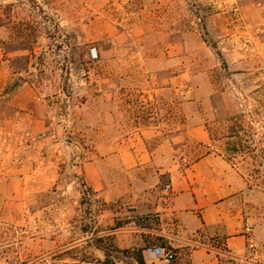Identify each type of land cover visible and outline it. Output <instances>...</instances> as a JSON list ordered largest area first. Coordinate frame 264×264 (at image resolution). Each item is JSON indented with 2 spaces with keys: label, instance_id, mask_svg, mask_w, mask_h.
<instances>
[{
  "label": "rangeland",
  "instance_id": "1",
  "mask_svg": "<svg viewBox=\"0 0 264 264\" xmlns=\"http://www.w3.org/2000/svg\"><path fill=\"white\" fill-rule=\"evenodd\" d=\"M9 2L37 38L32 54L0 60V264H137L139 249L147 257L161 243L138 245L139 217L93 198L83 164L110 150L122 133L116 119L123 132L165 119L174 135L200 99L216 107L205 110L210 135L233 124L225 115H241L229 140L244 153L231 161L264 255V0H0ZM11 31L0 30L7 49L20 46ZM183 143L173 159L203 150Z\"/></svg>",
  "mask_w": 264,
  "mask_h": 264
},
{
  "label": "crops",
  "instance_id": "2",
  "mask_svg": "<svg viewBox=\"0 0 264 264\" xmlns=\"http://www.w3.org/2000/svg\"><path fill=\"white\" fill-rule=\"evenodd\" d=\"M257 51L264 56V42ZM208 109L216 107L200 99L199 113L187 115L174 135L165 119L147 126L133 121L126 132L117 131L121 123L116 119V132L122 133L110 150L83 164L91 196L129 208L135 218L144 215L148 222L137 220L134 228L138 245L158 241L171 246L176 250L174 264H228L225 253L238 255L245 243L241 229L246 179L211 139L205 124ZM183 141L203 149L193 159L181 157L184 163L173 159V151L186 153ZM142 252L146 263L152 261Z\"/></svg>",
  "mask_w": 264,
  "mask_h": 264
},
{
  "label": "trees",
  "instance_id": "3",
  "mask_svg": "<svg viewBox=\"0 0 264 264\" xmlns=\"http://www.w3.org/2000/svg\"><path fill=\"white\" fill-rule=\"evenodd\" d=\"M32 2H33V0H32ZM15 6H16V4L13 2L0 4V30L3 28L12 29V31H11L12 32V38L11 39H15L17 41V44L20 45L19 47H16L13 49H7L5 47V41L6 40H3L0 38V47L2 49L3 59L6 58V55L8 52H10L14 49H17V50H24L25 49V50H28L29 55L32 54V51H33V46H32L33 44L32 43L37 38V34H36L35 30L32 29V26H33L32 21L33 20L18 16L17 13L15 14L14 13ZM205 17H206V15H200L199 16V21H200V25H201L202 29H205V24H204ZM55 28L57 29V31L60 30V27L58 26V24L55 25ZM28 29H30L31 31L28 32ZM204 33H206V32L204 31ZM216 53L220 56V52L218 50H216ZM27 56L28 55H25L23 57H26V60H27L28 59ZM17 78L19 80H21V82L25 81V79L22 78V76H17ZM19 84L20 83L18 81H15L11 84L6 83L4 88H3L2 93L6 94V95L10 94ZM240 116L241 115H237V114L225 115L223 117V119L225 121H233L234 120V122H232L233 124L228 125L227 130L219 136L211 134V139H213V141L220 140V139L225 140V147L221 151L223 152L225 157L230 161L237 154L244 153L242 148H240V145H242V144L233 143V142H230V140H229L232 137H239L238 133L240 132V129L238 130V128L241 127V124H240V122L238 124L236 119H237V117H240ZM239 139H241V138H239ZM134 258H135V261L137 264H145L144 258L142 255V251L140 249L136 251Z\"/></svg>",
  "mask_w": 264,
  "mask_h": 264
},
{
  "label": "built area",
  "instance_id": "4",
  "mask_svg": "<svg viewBox=\"0 0 264 264\" xmlns=\"http://www.w3.org/2000/svg\"><path fill=\"white\" fill-rule=\"evenodd\" d=\"M165 193H169V187H164ZM142 223H147V218L140 216ZM255 223L251 216L245 214L242 220L241 234L245 239L244 247L238 254L225 253L230 259V264H264V255L260 254L259 246L254 237ZM146 255L149 258H156L165 264H173L176 258V251L165 244H155L148 247ZM216 264V263H207Z\"/></svg>",
  "mask_w": 264,
  "mask_h": 264
}]
</instances>
